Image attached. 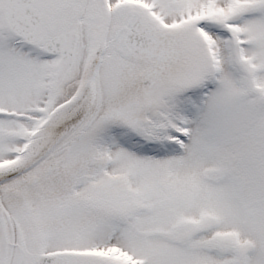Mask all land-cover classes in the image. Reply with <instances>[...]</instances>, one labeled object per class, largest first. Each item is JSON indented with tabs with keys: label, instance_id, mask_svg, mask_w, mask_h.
Returning <instances> with one entry per match:
<instances>
[{
	"label": "snow or ice",
	"instance_id": "1",
	"mask_svg": "<svg viewBox=\"0 0 264 264\" xmlns=\"http://www.w3.org/2000/svg\"><path fill=\"white\" fill-rule=\"evenodd\" d=\"M0 264H264V0H0Z\"/></svg>",
	"mask_w": 264,
	"mask_h": 264
}]
</instances>
